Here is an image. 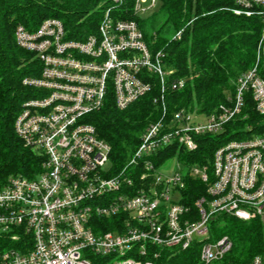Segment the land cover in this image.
<instances>
[{
    "label": "built area",
    "instance_id": "built-area-1",
    "mask_svg": "<svg viewBox=\"0 0 264 264\" xmlns=\"http://www.w3.org/2000/svg\"><path fill=\"white\" fill-rule=\"evenodd\" d=\"M157 2L134 0L132 13H150ZM237 3L236 15L257 12L262 19L254 65L205 121L182 107L169 121L149 123L119 167L88 117L109 98L124 110L155 91L153 102L165 112L167 95L184 89L186 78L174 75L165 52L150 50L137 19L122 18L126 0L100 3L96 32L83 38L71 36L59 18L35 29L17 25L16 44L39 69L22 80L31 96L14 131L42 162L33 177L11 176L0 186V264H157L163 251L189 250L199 264H212L233 248L228 235L214 234L220 217L258 219L264 227V131L259 123L232 128L248 119V98L264 117V0ZM225 132L234 135L207 163L162 158L174 148L195 151L201 136ZM171 160L177 168L168 172ZM191 180L203 185L202 194H188ZM244 264H264V248Z\"/></svg>",
    "mask_w": 264,
    "mask_h": 264
},
{
    "label": "trees",
    "instance_id": "trees-1",
    "mask_svg": "<svg viewBox=\"0 0 264 264\" xmlns=\"http://www.w3.org/2000/svg\"><path fill=\"white\" fill-rule=\"evenodd\" d=\"M109 0H0V186L9 177H33L39 171L42 158L24 146L14 131V121L22 102L31 96L22 84L24 77L38 74V63L32 54L17 46L15 28L19 24L37 28L47 18H59L71 36L83 38L96 32L101 17L99 4ZM126 0L122 18L140 22L146 42L152 52L166 53L167 63L174 75L186 78L184 89L170 92L166 111L153 102L154 95L141 98L128 108L119 110L109 98L103 108L88 117L100 137L110 145V161L115 167L123 165L133 154L149 123L162 117L166 121L182 107L209 114L228 94L235 91L237 78L251 68L257 59L262 33L261 16L236 15L241 8L237 0H158L150 13L134 16L132 4ZM108 5V3H107ZM107 5L103 6L104 9ZM259 7L255 6L254 10ZM181 31L180 39L173 36ZM111 97V96H110ZM247 120L238 119L233 129L245 123H259L264 131V117L253 111L248 98ZM165 113V114H163ZM164 118V119H165ZM261 123V124H260ZM263 124V125H262ZM234 134L203 135L195 151L174 148L162 158L176 154L181 162L204 164L225 139ZM187 190L193 197L203 193L204 187L190 181ZM195 188L198 192L194 191ZM214 225L218 237L228 235L233 240L231 252L212 264H244L262 253L264 227L260 220L242 221L234 217H220ZM157 264H199L196 250L180 253L163 251Z\"/></svg>",
    "mask_w": 264,
    "mask_h": 264
},
{
    "label": "rangeland",
    "instance_id": "rangeland-1",
    "mask_svg": "<svg viewBox=\"0 0 264 264\" xmlns=\"http://www.w3.org/2000/svg\"><path fill=\"white\" fill-rule=\"evenodd\" d=\"M197 119L200 120V121H205L207 119V116L205 114H202L201 116H198ZM167 167L169 168V169L167 168L168 172L173 171L174 169L177 168L176 161L175 160L169 161L168 164H167ZM214 234H216V231L214 232ZM221 236H223V235H221Z\"/></svg>",
    "mask_w": 264,
    "mask_h": 264
}]
</instances>
